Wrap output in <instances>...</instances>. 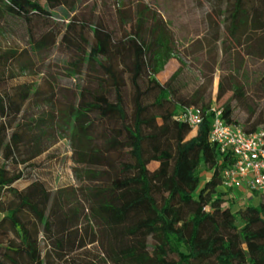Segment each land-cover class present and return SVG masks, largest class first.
Listing matches in <instances>:
<instances>
[{
  "label": "trees",
  "instance_id": "1",
  "mask_svg": "<svg viewBox=\"0 0 264 264\" xmlns=\"http://www.w3.org/2000/svg\"><path fill=\"white\" fill-rule=\"evenodd\" d=\"M247 3L235 0L224 22L228 41L237 47L251 22ZM73 5L72 0H0V19L27 26L38 54L58 43L69 48L73 57L64 66L75 82L56 87L55 74L48 88L23 84L0 91V155L13 165L30 166L68 139L78 183L49 191L35 182L19 191L13 185L23 176L1 168L0 208L5 215L0 235L9 238L12 231L17 238L0 241L5 244L0 246V264H84L76 254L100 242L112 264H264V198L256 205L233 207L238 202L221 189L234 158L210 141L213 109L222 112L226 123L241 125L235 104L245 101L243 87L233 81L226 85L222 78L220 105L212 100L215 72H239L228 41L223 40L220 62L215 53L194 52L190 67L176 56L180 27L167 19L162 5H123L112 17L113 27L94 13L72 17L78 10ZM57 10L69 19L63 34L53 25ZM263 14L264 9L253 13ZM258 26L264 28V19ZM187 46H202L199 32ZM175 58L180 67L161 82L158 76ZM0 66L23 73L35 62L10 49L0 55ZM127 78L134 89L130 113ZM191 107L203 113L196 134L175 120ZM251 112L241 125L244 130L264 129V117ZM102 147L121 158L112 161ZM152 163L160 166L151 171ZM84 221L98 227L101 241L94 235L86 243ZM41 235L48 247L45 254Z\"/></svg>",
  "mask_w": 264,
  "mask_h": 264
},
{
  "label": "rangeland",
  "instance_id": "2",
  "mask_svg": "<svg viewBox=\"0 0 264 264\" xmlns=\"http://www.w3.org/2000/svg\"><path fill=\"white\" fill-rule=\"evenodd\" d=\"M74 5L78 8L76 13L80 18L87 17L90 13H94L95 17H101L113 27L112 17L116 14L117 9L123 8V5L130 7L136 6L137 3H146L147 5L158 7L163 6L164 13L171 23L180 27L175 32L176 37V56L184 59L188 66L193 67L194 59L192 53L198 52V55L208 54L209 52L219 55V62L223 58V40L228 41V33L224 22L228 20L230 10L235 0H204L198 2L197 0H72ZM247 8L251 16V22L246 26L245 31L241 37V46L237 47L233 42L228 41L227 48L233 55V62L239 72H231L229 68L223 71H216L213 77V84L211 87L212 100L215 106L220 105L217 102V95L219 90V83L224 79V83L228 85L231 81L234 84L243 87L245 91V101L240 104H235V115L244 125L246 119L251 115V111H255V117H264V28H259L258 24L264 19V14L261 18L255 17V9L262 11L264 9V0H247ZM161 6V7H162ZM160 7V6H159ZM69 12L72 9L69 8ZM251 11V12H250ZM57 16L55 23H53L57 32L64 33L66 26L69 23L66 14L62 10L56 11ZM223 26H220L222 25ZM197 32L200 34L202 41L201 47L196 49L187 46V43L196 39ZM86 37L92 40V35L86 31ZM10 49L18 50L29 56L34 62L35 66L32 70L21 72L12 66L13 71L8 67L0 66V91L10 90L18 85L29 84L33 89L48 88L51 80V75H57L56 87H72L75 82L71 80L65 71V63L70 61L73 57L69 48L62 44H57L55 47L46 51L43 54H38L36 50L32 49L30 39L28 37L27 26L19 21L0 19V55ZM214 51V52H213ZM175 61H179L175 58ZM43 63L51 65L50 68H44ZM39 64L43 66H39ZM15 74L17 77L11 79V75ZM165 74H162V76ZM234 75V78H232ZM158 77L159 80L162 77ZM50 77V78H49ZM161 81V80H160ZM58 84V85H57ZM143 89H146L143 83ZM134 89L130 79L127 78V94L128 111H132V95ZM152 99L150 98L148 102ZM249 107V108H248ZM34 113H39L38 109L33 108ZM102 149L113 160L121 158L120 154L109 150L108 147ZM73 150L68 139L61 140L56 146H53L42 156L26 165H13L0 155V170L4 166L6 170L13 174H21L23 178L16 182L13 187L19 191H24L28 186L35 182L45 184L49 191H56L62 188L77 186L75 181L73 169L75 164L72 157ZM127 162L130 161L128 156H123ZM160 166L159 163H152L148 166L151 171H154ZM222 191L226 192L223 187ZM234 196H240V193H233ZM231 194V196H233ZM254 199H258V203L263 200L260 194L253 195ZM256 201V200H255ZM257 202H248L249 205H256ZM240 205L235 204L233 207L238 208ZM246 206V205H244ZM241 207V206H240ZM5 213L0 208V219L4 217ZM88 235L86 234V230ZM82 235L86 243L89 238L94 235L101 241L100 230L95 225H88L87 221L82 224ZM9 238L0 235V241L7 243L9 240H15L16 234L12 231L9 233ZM41 238V248L44 254L48 251L47 244L44 240V235ZM4 244V245H5ZM0 245V246H4ZM77 262L84 264H112L105 254V251L100 243L88 245L86 248L80 250L76 254ZM54 264H59L57 261ZM70 264H74L73 261Z\"/></svg>",
  "mask_w": 264,
  "mask_h": 264
},
{
  "label": "built area",
  "instance_id": "3",
  "mask_svg": "<svg viewBox=\"0 0 264 264\" xmlns=\"http://www.w3.org/2000/svg\"><path fill=\"white\" fill-rule=\"evenodd\" d=\"M213 111L210 141L219 146L222 154H231L234 158L232 167L224 172V188L229 191L230 198L240 203H245L248 195L264 197V129L247 133L241 125L226 123L221 111ZM175 120L197 130L203 123V113L199 108L191 107ZM235 192L240 196H234Z\"/></svg>",
  "mask_w": 264,
  "mask_h": 264
},
{
  "label": "crops",
  "instance_id": "4",
  "mask_svg": "<svg viewBox=\"0 0 264 264\" xmlns=\"http://www.w3.org/2000/svg\"><path fill=\"white\" fill-rule=\"evenodd\" d=\"M180 67V65L178 64V62L177 61H175V59H171L170 61H169V63L167 64V66H166V68H165V71L164 72H162L160 75L162 76V74H165V76L163 75L162 77H161V82H165L178 68ZM159 75V76H160ZM158 76V77H159ZM159 79V78H158ZM195 131V133L194 134H196V131L197 130H194ZM256 200V201H255ZM248 202H257L258 203V199H254V196L253 195H248V200L245 202V203H240V202H238V204L240 205V206H244V205H249L248 204ZM254 205V204H253Z\"/></svg>",
  "mask_w": 264,
  "mask_h": 264
}]
</instances>
